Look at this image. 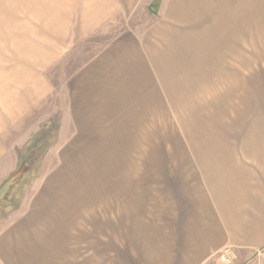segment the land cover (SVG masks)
I'll return each mask as SVG.
<instances>
[{
    "label": "crops",
    "instance_id": "1",
    "mask_svg": "<svg viewBox=\"0 0 264 264\" xmlns=\"http://www.w3.org/2000/svg\"><path fill=\"white\" fill-rule=\"evenodd\" d=\"M255 40L264 0H0V183L63 86L70 150L134 168L100 213L117 264H264Z\"/></svg>",
    "mask_w": 264,
    "mask_h": 264
},
{
    "label": "rangeland",
    "instance_id": "2",
    "mask_svg": "<svg viewBox=\"0 0 264 264\" xmlns=\"http://www.w3.org/2000/svg\"><path fill=\"white\" fill-rule=\"evenodd\" d=\"M262 47L255 40V52ZM263 60L255 54V62ZM68 73L62 71L63 83ZM68 105L66 88L56 86L21 127L15 173L20 168L24 173L0 201V264H117L111 236L109 248H103L100 213L111 205L119 175L134 168L111 166L115 163L106 162L103 152L97 157L70 150L73 134L63 128ZM222 257L241 264L225 252Z\"/></svg>",
    "mask_w": 264,
    "mask_h": 264
},
{
    "label": "water",
    "instance_id": "3",
    "mask_svg": "<svg viewBox=\"0 0 264 264\" xmlns=\"http://www.w3.org/2000/svg\"><path fill=\"white\" fill-rule=\"evenodd\" d=\"M17 177H12L10 180H8L0 189V201L2 198L5 197L9 189L14 185Z\"/></svg>",
    "mask_w": 264,
    "mask_h": 264
},
{
    "label": "trees",
    "instance_id": "4",
    "mask_svg": "<svg viewBox=\"0 0 264 264\" xmlns=\"http://www.w3.org/2000/svg\"><path fill=\"white\" fill-rule=\"evenodd\" d=\"M24 173V170H23V168H20L12 177H17V179H16V181H15V183L14 184H16L18 181H19V179H20V177H21V175ZM11 177V178H12ZM10 178V179H11ZM9 179V180H10Z\"/></svg>",
    "mask_w": 264,
    "mask_h": 264
},
{
    "label": "built area",
    "instance_id": "5",
    "mask_svg": "<svg viewBox=\"0 0 264 264\" xmlns=\"http://www.w3.org/2000/svg\"><path fill=\"white\" fill-rule=\"evenodd\" d=\"M227 254H228V253H227ZM232 257H233V256H232ZM227 262H228V263H230V262H231V258H230V259H228V260H227Z\"/></svg>",
    "mask_w": 264,
    "mask_h": 264
}]
</instances>
